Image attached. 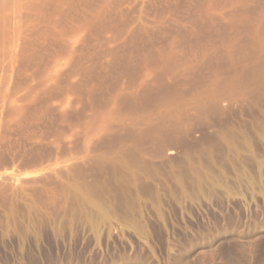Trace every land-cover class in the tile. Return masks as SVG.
<instances>
[{
  "label": "rangeland",
  "instance_id": "374dc122",
  "mask_svg": "<svg viewBox=\"0 0 264 264\" xmlns=\"http://www.w3.org/2000/svg\"><path fill=\"white\" fill-rule=\"evenodd\" d=\"M32 1L1 0L0 15L22 5L23 16ZM124 1L141 13L142 0ZM148 10L154 25L162 9ZM203 62L185 70L177 98L155 89L114 109L75 97L45 123L8 120L0 107V264H264V58L221 90L205 83ZM100 106L107 123L88 132Z\"/></svg>",
  "mask_w": 264,
  "mask_h": 264
},
{
  "label": "bare ground",
  "instance_id": "6f19581e",
  "mask_svg": "<svg viewBox=\"0 0 264 264\" xmlns=\"http://www.w3.org/2000/svg\"><path fill=\"white\" fill-rule=\"evenodd\" d=\"M142 4L141 13L137 16L128 13L124 0H33L32 3L25 4L31 11L27 12L29 16L26 12L22 16V5L0 15L1 113L4 112L8 120H22L29 116L26 118V122H29L32 116L37 120L50 113L53 105H69L75 97L82 102L89 99L91 105L94 104L92 102L97 103L96 100L104 101L107 107L112 105L114 109L121 101L136 103V99L155 89L171 98L175 94L178 97L185 70H196L200 66L197 67L193 62L208 63L202 64H206L209 71L205 83L210 82L215 89L222 80L229 81L230 84L241 77L240 73L243 71L250 74L253 59L264 58V0H142ZM147 9L160 11L154 13V16V11L150 12L155 17L154 25L145 19ZM245 26L250 31H246L247 41L242 45V28ZM158 36L167 39L165 44L156 45ZM252 48L254 58L247 55V50ZM241 52L244 53L242 59L238 57ZM181 56L188 59L182 63ZM183 66L185 69L181 68ZM75 102L77 101L70 105ZM34 104H40L37 107L39 112L37 109L35 113L32 112ZM84 105L80 107L85 111L89 107L91 110L95 108V105H92L93 108L87 107L89 104L86 105L87 108ZM56 106V111L53 110L58 112ZM101 107L99 111L96 108L93 114L91 112L92 115L89 114L93 117L88 121L82 119L87 116L85 111L81 117L80 108L78 111L74 110L79 112V119L85 121L86 130L96 129L102 121L100 118H107H104V114H109L108 108L102 110ZM68 112H62L61 116L57 113L58 119L60 116L64 123L69 113L75 114L73 111ZM55 118V121L58 120ZM44 119L39 121L47 120ZM62 119L58 123H62ZM34 121L31 123L34 124ZM68 121L69 119L66 124ZM76 121L79 124L76 126H83L80 121ZM69 123L68 126L72 124ZM74 123L76 122L73 121ZM8 124L4 126L8 127ZM19 125L22 126L21 123ZM103 125L102 130L110 131L109 124ZM21 126H18L19 129ZM38 133L42 132L38 129ZM36 136L37 133L33 138ZM57 136L60 139V135ZM40 160L42 158L37 157L35 161ZM28 161L30 163L31 159Z\"/></svg>",
  "mask_w": 264,
  "mask_h": 264
}]
</instances>
